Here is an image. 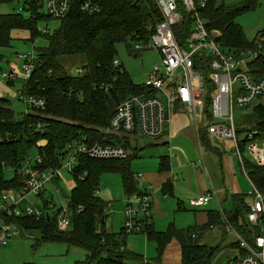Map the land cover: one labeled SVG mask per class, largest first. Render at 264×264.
Segmentation results:
<instances>
[{"label":"trees","instance_id":"16d2710c","mask_svg":"<svg viewBox=\"0 0 264 264\" xmlns=\"http://www.w3.org/2000/svg\"><path fill=\"white\" fill-rule=\"evenodd\" d=\"M11 1L0 0V3ZM23 1V9L29 11V17H24L19 11L0 13V47L10 46L11 31L15 29L27 30L31 41L39 36L46 39V46L38 48L35 53L30 77L23 86V91L45 99L46 105L43 109H34L18 117L14 116L9 100L0 96L2 188L16 186L14 180L5 178L4 169L20 165L23 158L33 151L42 157L44 166L56 167L60 165L58 155L62 153L64 145L72 140L102 143L116 139L129 147L127 139L112 140V137L104 135L102 129L121 100L129 95L150 94L152 91L147 90L144 84H135L120 62L113 65V60L117 59L116 45L124 43L128 52H132L131 42H148L156 25L162 20L154 0H97L99 9L95 13L81 12L76 2L52 32L47 27L42 31L38 22L50 19L42 10L43 5L37 1ZM257 4V0H210L199 12L207 22V29L220 32L218 40L224 46L252 47L255 40L248 41L235 20L244 12L255 10ZM182 13V21L172 27L181 45L191 31L189 12L182 10ZM61 55H82L85 59L80 67L82 72L70 73L59 61ZM249 66L257 76L264 75L262 57L251 61ZM204 85L203 112L205 119H210L214 85L207 75ZM246 108L234 119L237 146L243 162L242 166L239 165L264 197V165L253 163L244 155L248 133L255 131L252 139L264 140V104ZM136 150L135 147L131 148L124 159H95L80 155L71 174L74 187L69 194L68 228L59 230L56 216L38 219L25 217L18 222L25 231L34 234L32 245L61 242L68 247L76 246L86 251L84 259L70 264H160L165 246L175 239L180 245L181 264H211L220 246L199 244L197 237H191L190 233L203 230L209 224L224 222L219 213L209 212L207 224L200 227L176 228L171 223L165 230L157 231L152 223L145 224L139 232L156 245L155 256L148 260L128 248L123 228L117 232L106 230L103 211L107 202L96 193L101 175L104 172H117L127 197L141 193L131 170V162L137 156ZM159 169H168L166 156L160 157ZM84 173V178L79 179L78 176ZM163 189L170 193L171 183L166 181ZM230 197L232 206L224 211L226 218L237 229L244 231L249 203H246L245 194L235 193ZM42 201L43 207L48 210L49 203L43 198ZM230 247L236 251L231 264H238L242 251L234 242L230 243Z\"/></svg>","mask_w":264,"mask_h":264},{"label":"built area","instance_id":"2783aa9c","mask_svg":"<svg viewBox=\"0 0 264 264\" xmlns=\"http://www.w3.org/2000/svg\"><path fill=\"white\" fill-rule=\"evenodd\" d=\"M27 1L42 4L46 14L58 20L63 19L76 2L83 13L91 14L99 9L97 0ZM154 1L162 20L156 25L155 32L143 47L135 43L132 48L133 51L155 48L159 53V64L152 67L144 82L145 88L152 93L129 95L121 100L113 109L102 132L104 135L121 136L117 137L120 139L137 134L148 139H158L168 122L166 108L178 102L184 107L195 126L204 121L209 133L222 140L230 139L238 163L242 166V154L235 136L233 106L250 107L264 104V75L257 76L249 66L253 60L260 57L264 59V31L255 39L252 47H227L218 40L221 35L218 30L207 29V22L199 12V9L205 7L210 0ZM181 9L189 12L191 20V31L183 45L178 43L172 29L183 19ZM18 57L23 60L22 70L10 68L9 71L2 73L4 79L13 81L20 77L25 81L30 77L35 53L22 54ZM119 62L118 59H114L113 65H118ZM82 70L77 67L75 73H81ZM206 75L214 85L211 93L210 119H205L203 112ZM22 91H19V100L26 110L18 117L45 107V99ZM254 133L255 131L247 135L249 140L244 155L253 163L264 165V140L252 139ZM128 154V148L116 139L102 143L72 140L64 145L62 153L58 155L60 165L56 167L44 166V161L38 153L27 154L18 166H7L4 169L5 178L14 180L16 186L0 187V245H5L18 236L34 237V234L25 231L18 222L25 217L32 216L38 219L43 216H56L58 229L68 228L69 197L66 198V204L58 208H54L53 205L49 207L52 199L48 197L45 199L49 203L48 210L31 205V201L37 197L42 199L47 184H53L59 179L63 170L72 174L80 155L95 159H124ZM7 171L12 172L11 177H7ZM243 172L246 176V172L244 170ZM84 175L85 173L79 175V179H83ZM133 179L136 187L143 189V174L133 173ZM248 181L253 197L245 214L244 231L232 225L224 212L221 214L224 220L223 228L242 251L238 264H264V197L249 179ZM56 191L59 192L57 187ZM211 196L212 193L206 192L191 198L188 204L192 208H200L211 199ZM151 203L152 197L146 190L127 198L123 207L125 221L122 226L126 235L139 232L145 224L151 223ZM110 207L112 208L111 203L107 202L103 211L105 220L110 216ZM195 235V231L190 233L191 237Z\"/></svg>","mask_w":264,"mask_h":264},{"label":"crops","instance_id":"0c3cea01","mask_svg":"<svg viewBox=\"0 0 264 264\" xmlns=\"http://www.w3.org/2000/svg\"><path fill=\"white\" fill-rule=\"evenodd\" d=\"M18 35L29 39V32L27 30L15 29L11 31L12 38ZM18 61L11 62L10 68L15 67L20 71ZM1 79L0 96L7 98L4 94V82L7 81L6 84L12 85L16 78L10 82L4 79L1 74ZM175 103L165 110L168 122L164 132L158 139H148L139 134L127 137L129 143V147H127L128 153L131 152V148H137V156L133 160L137 159L138 161L135 162V169L133 170L132 160L131 170L133 173L137 171L143 174L144 187L143 189H138L140 191L146 190L152 197L150 209L151 223L157 231L165 230L171 223L176 228L206 225L209 212H215L221 215L225 210L231 208V194H244L238 189L239 175L235 174L231 176L226 160L222 156L224 150H234L233 142L230 139H219L209 133L204 121L198 126H195L184 107L179 103L175 106ZM9 106L11 108V105ZM141 138H144L143 140H146L147 143L142 142L140 140ZM217 143H220L221 147ZM234 155H236L235 150ZM161 156L167 157L168 169L166 171H160L159 169ZM240 171L245 177L243 178L249 183L241 167ZM166 181L171 183L170 193L163 189V184ZM206 192L212 193V196L204 206L200 208H192L189 206L188 201L191 198ZM250 201L246 199V203H250ZM125 203H122L123 207ZM112 212L113 216L114 211ZM120 214L125 221L123 208L120 213L118 212L116 218H120ZM221 219H223L222 215ZM104 226L107 231L117 232V230L112 229V217L109 221L110 229L107 226V219L105 220ZM195 232V237L204 234L203 239L205 242L211 240L219 241L221 238H226V246L228 249L224 250L223 254H231L226 261V264H231V260L236 256V251L230 247V243L233 242L232 236L224 230L223 222L218 225L209 224L203 230L198 229ZM128 235L126 236V244L130 249L133 251L140 249L139 251L141 253L139 251L137 253L142 254L145 260L155 256L156 245L154 242V245H152L150 243L151 241L147 240L144 234L142 235L143 239L141 238L143 242L141 248H139L140 244L136 242L138 238L131 237L128 240ZM219 246L221 247V245ZM160 264H181L180 245L178 241L177 243H172L171 240L165 246ZM211 264H224V262L221 259L218 263L214 261Z\"/></svg>","mask_w":264,"mask_h":264},{"label":"rangeland","instance_id":"374dc122","mask_svg":"<svg viewBox=\"0 0 264 264\" xmlns=\"http://www.w3.org/2000/svg\"><path fill=\"white\" fill-rule=\"evenodd\" d=\"M225 2H241V0H224ZM258 4L255 10L244 12L243 14L237 16L236 22L242 27L245 37L248 41H254L264 29V0H257ZM23 0H12L11 2L0 3V13H10V12H21L24 17H29V11L23 9ZM42 10L46 13V9L43 6ZM58 19L50 18L47 21L40 20L38 22L39 29L48 28L50 32L53 31L58 26ZM140 46H144L145 43L136 42ZM47 42L43 36H39L34 40H29L22 37L21 35L15 36L10 41L9 47H0V81L1 74L4 71H8L11 67V62L19 60V69L22 70L23 60H21L18 55L29 54L31 52L36 53L38 48L46 46ZM132 48L135 42H131ZM117 59L124 66V68L129 72L131 78L135 84H144L147 79L148 72L156 64H159L160 56L157 49H145L139 52H128L124 43H118L116 45ZM135 53H137L135 55ZM59 61L64 65L70 73H75L77 67H81L85 63V59L82 55H61L59 56ZM7 82V81H6ZM4 82L5 91L4 94L9 99L11 108L13 109L14 116H18L21 113L25 112L26 108L24 104L19 100V91L23 90L24 80L20 77H17L12 85H8ZM23 92V91H22ZM6 98V97H5ZM248 109L246 107L233 106V117L234 119L238 117V114ZM112 138H117L121 136L107 135ZM144 139V138H143ZM142 142L147 143L146 140ZM143 143V144H145ZM141 145V143H140ZM221 147L220 143H217ZM246 148H244V151ZM34 154V151H33ZM223 158L226 160L227 166L231 172V176L235 174L238 176V189L245 194V198L250 201L253 197L252 188L249 183L244 179L245 177L240 171V166L237 162L236 155H234L233 149L224 150L222 154ZM138 160L135 159L132 162V168L135 169V162ZM137 172V171H135ZM7 177L12 176L11 171H7ZM244 177V178H243ZM56 187L59 189V192L56 191ZM74 187V180L71 174L63 170L60 174L59 179H57L54 184L49 183L46 186V189L42 193V197L47 199L50 197L52 203L50 206L58 208L66 204V198L69 197L71 189ZM97 194L104 199L106 202H109L113 208L110 207V216L107 219V226L109 227V221L112 217V229L119 230L123 226V216L120 214V218H116L118 212L122 211L123 204L126 201L127 195L124 193L120 175L117 172H104L100 178V187ZM31 205H37L39 208L43 209V201L40 197L33 198ZM33 205V206H34ZM114 211V215L112 216ZM178 228V227H177ZM143 233L135 232L130 233L128 240L133 238H138L136 241L140 244V247L143 245L141 240ZM203 235L197 236V242L199 244L206 245H221L218 251L214 254L211 263H218L222 259L224 264L228 260V256L224 255V250L228 249L226 246L227 239L221 238L219 241L211 240L205 242ZM34 237L28 236H18L9 240L5 245H0V264H70L75 260H82L85 257L86 251L83 249L70 246L61 242H50L40 244L38 246H33ZM213 242V243H212ZM150 243L153 244L151 241ZM172 243H177V241L172 240ZM129 248V247H128ZM138 248V247H137ZM138 249L135 252H138ZM140 252V251H139ZM141 253V252H140ZM217 254V255H216ZM137 264V263H134Z\"/></svg>","mask_w":264,"mask_h":264}]
</instances>
